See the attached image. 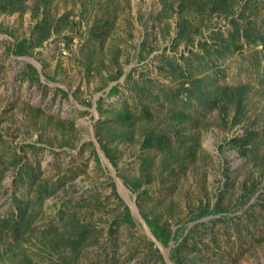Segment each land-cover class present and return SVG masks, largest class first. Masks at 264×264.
<instances>
[{
  "label": "rangeland",
  "instance_id": "374dc122",
  "mask_svg": "<svg viewBox=\"0 0 264 264\" xmlns=\"http://www.w3.org/2000/svg\"><path fill=\"white\" fill-rule=\"evenodd\" d=\"M0 264H264V0H0Z\"/></svg>",
  "mask_w": 264,
  "mask_h": 264
},
{
  "label": "trees",
  "instance_id": "16d2710c",
  "mask_svg": "<svg viewBox=\"0 0 264 264\" xmlns=\"http://www.w3.org/2000/svg\"><path fill=\"white\" fill-rule=\"evenodd\" d=\"M28 41L24 40L21 41L19 43L16 44L15 49L17 54L23 55V54H27V45H28ZM30 71H32L34 74H36V68L34 66H29ZM230 91L229 88L226 89V92ZM227 94V93H226ZM226 94H222L225 95ZM115 121H120L119 123H125L126 121H128L129 119L126 117L124 119H122L120 116H117L115 119ZM164 140L163 137L160 136H155V135H149L146 140L144 141V145L149 147V148H155V147H161V143ZM107 154L110 158H112L111 155V150H106ZM203 215V214H202ZM200 217V215H199ZM124 221L132 223L133 221V216L131 214V211L129 208H127L125 210L124 213ZM147 225L149 226L150 230L152 231V233L154 234V236L164 245H167L170 241H174L177 240L178 238V233H171L170 231H168L164 226L157 224L156 222L150 220V219H146ZM81 233V232H80ZM85 235H86V231H83L80 234V239H85Z\"/></svg>",
  "mask_w": 264,
  "mask_h": 264
}]
</instances>
